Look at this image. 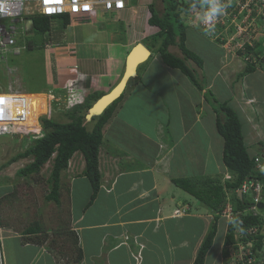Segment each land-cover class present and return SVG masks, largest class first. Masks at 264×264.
I'll use <instances>...</instances> for the list:
<instances>
[{"label": "crops", "instance_id": "0c3cea01", "mask_svg": "<svg viewBox=\"0 0 264 264\" xmlns=\"http://www.w3.org/2000/svg\"><path fill=\"white\" fill-rule=\"evenodd\" d=\"M127 8L132 11L129 16L133 23L136 22L142 28L137 34L123 30L120 34L121 28L117 26L110 29L105 25L100 26L101 29H99L98 23L102 24L105 18L104 13L100 14L101 12L86 18L67 16V22H64L63 18L58 19L60 20L58 26L56 23L50 25L49 30L43 33V35L46 33L48 38L44 45L45 50L52 53V58L66 65L61 68V71L55 68V65L49 66L47 82L54 86L52 87L55 91V94H50V101L54 102L55 97L60 96V92L64 94L63 86L68 81H72V86L76 88L75 95H78L76 97L79 100H83L87 94L93 92L103 95L116 85L124 72L125 60L130 49L137 42L144 44V38L151 34V32L146 34L144 32L145 17L143 16L146 6L140 3L130 5L128 0ZM120 11L123 17L128 16L124 9ZM88 19H93L94 22L90 27L91 34L87 37L78 36L80 33L76 26H73V21L79 20L84 23V20ZM95 23L97 24L94 25ZM19 26L21 28L18 37L20 36L21 39L24 35L22 40L31 47L32 43L27 41V37L33 35L29 17L19 23ZM69 27H72L70 35L67 33ZM62 29L65 33L63 31L61 33ZM198 35L204 37L200 33H195L194 28H188L186 46L190 36L200 38V42L204 44L209 41L202 40ZM78 45L90 48V54H78V50L74 49ZM65 48L68 52H65ZM203 53L205 56L198 55L202 59V70L199 71L201 74L205 73L206 85L209 86L213 83V79L217 78L223 81L222 76L227 77L224 72L226 68L229 66L233 68L235 64L231 63L224 52L217 51L213 52L212 59L215 60L211 66L207 64L209 61L207 52L203 50ZM177 70L165 65L158 54L150 50L147 59L137 66L136 75L127 80L121 93L122 98L102 128V142L98 149L100 186L90 204L87 203L92 188L89 180L81 174L84 166L82 155L76 151L71 156L70 159H74V162L72 168H70L71 165L69 166L71 175H68L67 229L76 234L77 246L82 252L81 259L66 262L62 258L56 261L45 242L41 245L31 242L22 243L19 234L7 232L3 235L1 250L2 259L5 254L4 264L192 263L206 233L205 227L212 216L210 209L203 202L173 182V179L180 178L176 176L178 173H173L174 168L180 169L176 164L181 154L178 148L179 143L193 124L201 123L196 111V115L192 116L193 121L184 124L186 121H183L185 117L181 108L183 103L178 96L184 94L187 97V99L184 98L185 105H188L191 110L196 107L192 108L194 100L199 101L201 98H199L198 90L184 74L187 82L183 83L179 80ZM163 82L172 85V93L175 94V98H178L175 105L179 110L177 117L179 116L181 121H178V124L177 121L175 123L177 128L183 129L179 135L176 132L166 135L167 129L165 131L164 126L167 121H161L157 113L154 116L149 113L152 109L143 107V104L146 106L150 104V107L154 106L155 109L161 107L162 111L165 110L167 101L165 102L166 98L161 89ZM190 87L196 90L195 95L191 89L188 91ZM39 89L44 90V88ZM19 90L25 94L38 93L37 90L27 91L23 88ZM27 98L30 99V97H26L29 109H39L41 104L30 105L31 102ZM147 121H152L151 130L148 129ZM120 132L127 137V144L123 139L122 147L118 146V141L122 138ZM168 132H170L169 129ZM192 143L197 145L194 139ZM210 144L209 141L208 149ZM189 149H193V146L190 145ZM221 220L223 222L225 219L219 217L217 221V229L220 228L222 232L218 257L207 259V251L203 264H228L221 253L226 232V221L223 222V229Z\"/></svg>", "mask_w": 264, "mask_h": 264}, {"label": "rangeland", "instance_id": "374dc122", "mask_svg": "<svg viewBox=\"0 0 264 264\" xmlns=\"http://www.w3.org/2000/svg\"><path fill=\"white\" fill-rule=\"evenodd\" d=\"M152 1L155 8L161 12V0H129L130 5L140 3L146 6V9L144 10L145 14L143 16L145 17V21L143 22L145 34L150 32L152 34V32L154 33L157 31L156 26L150 25L147 22V18L150 15L147 6ZM168 1L169 0H165V3L168 4ZM178 1L179 0L176 2ZM184 1L189 2V0ZM126 8L127 6L124 8L126 14L128 15L127 17L122 16V11L101 12L100 14L104 13L105 18L102 24L98 23V28L101 29L100 26L103 27L106 25L107 28L112 29L113 26H117V28H121V31H119L120 34L122 30L131 34H137L142 28L136 22L133 23L131 16H129L132 11ZM176 9L181 15H183L182 21L186 27V30H188V28H194L195 33H200L204 36L202 37L198 35V37H201L202 40H209L204 44L200 42V38L197 39L190 36L187 44V47L190 50L194 51V53L197 55H204L205 53H203V50L206 51L208 54L207 60H209L207 61V64L211 66L214 64L215 60L212 59L213 52L217 51L224 52L226 57H229L231 63L235 64L233 68L231 66L226 68V71L224 72L227 74V77L223 78L222 76L223 81L221 78H217L213 79V83L210 84L209 82V86L206 85L205 89H210L211 95L209 94L203 96V91H197L201 100H194V103L192 104V108L196 106L194 110H191L188 105H185L184 98L187 99V97L184 94H179L180 96H178L181 99V103H183L181 108H183V114L185 117L183 121H186L184 124L188 123L189 121H193L192 116L196 115V111L199 116L198 120L201 123L197 125L196 123L193 124V126L188 130L189 132L184 135L183 140L179 143L178 148L179 153L181 154L179 155V158H177L176 164L180 169L176 170V168H174L175 171L173 173H178L176 174L177 177L185 178L192 186L195 185L198 187V184H201L199 180L202 181L204 178L216 177V179L223 181L227 175L222 163V138L215 129V116L217 114L216 111L221 112L218 110V103L226 102L227 105L233 107V109L237 112L239 120L242 121L243 135L246 132L245 141L246 143H249V146H251L248 149L249 153L251 155L257 152H260V154L264 153V21L258 20L262 27L258 30V33L253 40L255 42V47L257 48L249 52V54L252 56L259 57L260 62L258 63L256 60L255 70L252 73L237 77L236 74L243 69L245 63L248 61L244 59L247 54L240 55V53L237 52L240 49L236 50L237 45H235L236 37L234 36V31L231 29V31H226V33L218 34L216 36L215 31L214 33H211L198 24H191L189 26L190 23L194 22V18L189 14V10L183 8L182 6L179 8L178 5ZM63 17L64 15L51 17L50 25L56 23V26H58L60 24V20L58 19H62ZM84 21V23L80 22L79 20L73 21V26H76V28L79 30L80 34H78V36L81 37H87L89 34H91L90 27H92L94 23L93 19ZM96 24L97 23L94 25ZM71 30L72 27H69L67 30L68 35L71 34ZM221 30V28H218L217 32ZM32 31L33 35L27 37V41L32 43L31 47H28L27 43H24L22 40L24 35L21 37V39L19 36L17 38V42L20 45L25 46L24 49H22L20 53L16 55L8 54L5 60L0 59V90H5L9 85H12L13 87L20 86L19 88H23L27 91L37 90L38 93L24 94L21 92L8 95L0 94V111L5 113L25 112L26 119L23 118L21 121H25L29 126L36 124L35 128L37 126V121L39 125V117L41 116L50 117L60 122H67L68 118L66 116V111L68 109L64 107V102L67 96L73 97L75 100L79 99L76 97L78 95H75L76 88L72 86L71 90H69L68 87H66L69 81L65 82L63 86L64 94L60 92V96H56L54 102L53 100H49L51 97L50 94H55L53 88L54 86L47 82V79H49V75H47L49 74V66L51 65L53 67V65H55V68L61 71V68H64L66 65H63L60 63V61L52 58V53L45 50L44 45L48 41V38L45 35L46 33L43 35L35 32L33 29ZM62 31L65 33L64 29L61 30V33ZM176 31H178V29H176ZM62 37L64 38V36ZM59 38L61 39V37ZM216 39H219V41L217 42ZM74 49L75 51L78 50V54L80 55L90 54L91 52V49L87 48L86 46L78 45ZM169 49L173 53H179V50L176 47L172 46ZM64 50L65 52H68V49L65 48ZM212 50L214 51L212 52ZM258 54H260V56H258ZM226 57L225 59H227ZM254 61H251V63ZM192 65L198 69L194 64ZM203 74V80L205 84H207L205 73ZM177 75L179 76V80H181V82H187V78L178 70ZM161 87L164 93L163 96L166 98L165 102L167 101L166 105L164 106L165 110L162 111L161 107H159V109H155L154 106L150 107V104L147 106L143 104V107L152 109L149 113L153 114V116L157 113L161 121H167L166 125L164 126L165 131L167 129L165 132L166 135H172V133L175 132L177 135H179L183 129L181 130L180 127L177 128L178 121H181L180 117H177L179 110L175 105V103L178 102V98H175V94L172 93V85H170L168 82H163ZM39 88H44V90H40ZM190 89L193 92V95H195L196 90L190 87L188 88V91H190ZM26 97H30V99L27 98V100H30L31 102L30 105L38 106L41 104L39 105V109H29L27 107L26 101L24 104ZM211 97L215 99V102L211 100ZM147 103H149V101ZM175 121H177V124ZM257 121L260 123L258 126L260 129H258L256 125ZM147 122L149 124L148 129L151 130L150 124L152 121ZM84 123L88 129L92 125V121L89 119V117H85ZM254 127L257 128L258 131H255L253 129ZM35 128H31L32 131ZM168 129L171 133L168 132ZM37 135L39 136V134H35L34 132L30 134L18 132L13 135L5 134L0 136V225L2 228V235H5L7 232H14L22 237L21 235H23L24 229L29 224L38 222L41 225V228L46 231L48 235V239L45 242L46 247H52L55 249L62 238L66 237L65 229H67L69 220L67 202L68 175L70 174L69 166L71 165L70 168L73 167L72 164L74 159L68 160L69 163L67 168L61 172L59 202H55L53 200L48 201L45 196L48 194L50 189L49 173L51 170L52 159L48 160L44 165H42L39 173L31 174L26 177L18 176L16 172L18 169L29 163L31 161V157H20L9 162L12 157L27 149L29 145H31V141L34 139L33 137ZM120 137L122 138H120L118 141L120 144H118V146L122 147L121 145H124V141L126 143L127 137L126 135H122V133L120 134ZM193 139L197 141V145H194L196 143H192ZM209 141L211 144L208 149L207 143ZM259 141L263 142V145H260ZM190 145L193 146V149H189ZM226 193H228V196L231 197L232 193L230 191H226ZM244 195L245 199L249 200L251 199L252 193L248 191ZM262 212H264V205ZM210 215L212 216V213H210ZM223 222L225 223L224 220ZM223 222L221 220L220 224L224 229ZM209 224L210 221L205 227V232L208 231ZM217 230L218 231L215 234L212 246L207 253V259L209 258V260L218 257V246L222 242V232L220 228ZM54 236L57 240L56 245L50 242V239ZM56 249L58 250V248ZM4 258L2 259L3 264Z\"/></svg>", "mask_w": 264, "mask_h": 264}, {"label": "trees", "instance_id": "16d2710c", "mask_svg": "<svg viewBox=\"0 0 264 264\" xmlns=\"http://www.w3.org/2000/svg\"><path fill=\"white\" fill-rule=\"evenodd\" d=\"M176 1L169 0L168 4H166L165 0H161V12L155 8L153 1L147 6L150 12L147 22L150 25L156 26L157 31L146 36L144 38L146 44H144L149 50L158 54L165 65L176 68L184 74L198 91L203 90V96L209 95L210 89H205L204 77L199 71L202 70V59L186 46V27L182 21L183 15L176 9L178 5L179 8L182 6L190 10L191 3L195 2L198 5L199 0H189V2H185L184 0ZM29 19L32 29L37 33L43 34L50 28L51 17L33 15ZM67 19V15H64V22H67ZM216 40L217 42L219 41V39ZM172 46L179 50L178 54L170 51L169 48ZM256 48H250L246 44L244 51L238 50L237 52L240 55H246ZM257 58L256 60L259 63L260 59L259 57ZM256 60L253 63L246 62L243 69L236 76L241 77L252 73L255 70ZM192 64L198 69L193 67ZM101 95V93L97 92L87 94L81 103L72 105L73 107L66 111L67 122L56 121L46 116L39 117L42 136L34 138L27 149L10 159L9 162L20 157H31V161L16 172L18 176L23 177L39 173L42 165L52 159L49 173L50 189L45 196L48 201L59 202L61 172L67 168L68 160L76 151L81 153L84 161L81 174L89 180L92 188V193L87 204H90L95 198L100 186L98 149L102 142V128L122 98V94H120L101 113L92 115L89 118L92 121V126L88 129L84 123L85 115ZM211 100L215 102L213 97H211ZM217 105L218 110L221 112L216 111L215 127L218 134L222 137V163L228 177L224 178L223 181L216 179V177L204 178L202 181L199 180L201 184H198V187L192 186L185 178L173 179L174 184L203 202L212 213L208 231L202 238L191 264H203L205 254L210 248L216 234L217 221L225 202H230L232 208L235 210L244 208L249 203V200L245 199L244 193H241V197L237 194V189L240 188L242 182L245 179H253L254 177L264 180V169L256 168L255 155H251L248 151L251 146L244 140L242 121L239 120L237 112L233 107L227 105L226 102H221ZM259 142L260 145H263V142ZM260 165L264 166V160L260 161ZM226 191L232 193L231 197L228 196ZM262 209L263 207L261 208V215L246 214L240 217L241 223H239V227L241 230L244 231L248 226H257L261 229L243 238L245 242L251 241L253 250L259 249L264 243V212H262ZM234 227V224L227 223L223 238L221 253L226 263L229 261V246L235 243L233 235ZM65 230L66 237H63L58 243L56 247L58 250L52 247H48V249L54 255L56 261L62 258L66 262L79 261L82 257V252L77 246L76 234L68 229ZM21 236L22 243L31 242L38 245L43 244L48 239L47 232L41 228L38 222L29 224ZM56 241L55 236L50 239V242L54 245H56Z\"/></svg>", "mask_w": 264, "mask_h": 264}, {"label": "built area", "instance_id": "2783aa9c", "mask_svg": "<svg viewBox=\"0 0 264 264\" xmlns=\"http://www.w3.org/2000/svg\"><path fill=\"white\" fill-rule=\"evenodd\" d=\"M128 0H0V59L6 58L8 54H18L25 46L17 42L18 32L20 30L19 23H22L26 17L33 15L42 16H58L67 15L71 17H91L100 12L106 11H120L127 6ZM230 3L225 12L214 21L215 35L226 33V31H234L235 45L237 49L245 50L247 44L250 48L255 47L253 41L258 30L262 25L258 20L264 21V0H225ZM195 2H192L193 4ZM199 9V4H198ZM189 14L193 18L195 13L192 6ZM190 17V18H191ZM189 18V19H190ZM198 24V23H190ZM207 30L203 24H198ZM218 28L222 30L218 31ZM208 31V30H207ZM211 31V33H214ZM264 36V35H263ZM234 38V37H233ZM251 52V51H250ZM257 57L248 54L245 60L248 62L256 60ZM69 90L72 87V81L66 85ZM21 93L18 87L9 85L4 91H0L1 95ZM25 94V93H24ZM24 100V104H25ZM81 100H75L73 97L65 99L64 107L69 109L73 104L80 103ZM26 119V113H5L0 111V136L9 134L13 135L18 132L35 133L41 136V131H32L28 123L23 120ZM39 132V133H37ZM34 136L33 138H36ZM256 168L264 169L260 165L259 158L255 157ZM228 175H226V178ZM240 190L242 193L250 191L252 193L249 203L240 209H233L230 202L226 201L221 210L220 217L225 219L226 223L236 221L234 224V241L235 243L229 246L228 249V264H264V243L259 249L252 248L251 241L245 242L243 238L246 235L260 231L257 226H248L244 231L240 229L241 216L246 214L261 215V208L258 207L260 203L264 204V180L254 177L253 179H245ZM2 228H0V264H2L1 250L3 245ZM242 238V239H241Z\"/></svg>", "mask_w": 264, "mask_h": 264}, {"label": "water", "instance_id": "95a60500", "mask_svg": "<svg viewBox=\"0 0 264 264\" xmlns=\"http://www.w3.org/2000/svg\"><path fill=\"white\" fill-rule=\"evenodd\" d=\"M150 50L141 42H137L132 49L129 51L126 60L124 72L121 75L119 81L114 87L107 93L101 95L88 109L85 117H91L94 114H99L103 109L109 105L114 99H116L123 91L126 82L129 78L136 75L137 66L144 62L149 56ZM101 102V103H100ZM237 194L241 197V190H237ZM259 208H262V203L258 205Z\"/></svg>", "mask_w": 264, "mask_h": 264}, {"label": "clouds", "instance_id": "9594fccd", "mask_svg": "<svg viewBox=\"0 0 264 264\" xmlns=\"http://www.w3.org/2000/svg\"><path fill=\"white\" fill-rule=\"evenodd\" d=\"M228 7H230V3H226L225 0H199V9H198L197 3L192 4V10L195 13L194 22L198 23V24L205 25L209 32L214 31V21L220 15H222ZM259 124H260L259 121H257V124H256L257 127L259 126ZM37 126H38L37 131H41V134H42V128H41L40 123L38 125V121H37ZM253 129L255 131H258V129H260V128L258 127V129H257L254 127ZM245 134H246V132H245ZM245 134H244V140H246ZM41 136H38V137H41ZM253 155H255L254 160H255V157L259 158V162L264 160V153L260 154V152H257V153H254ZM238 189H240V188H238ZM262 207H263V204H262ZM230 222L235 223L236 221H230ZM226 225H227V223H226ZM0 228H1V226H0Z\"/></svg>", "mask_w": 264, "mask_h": 264}, {"label": "bare ground", "instance_id": "6f19581e", "mask_svg": "<svg viewBox=\"0 0 264 264\" xmlns=\"http://www.w3.org/2000/svg\"><path fill=\"white\" fill-rule=\"evenodd\" d=\"M100 103H101V102H100ZM35 125H36V124H34L33 126H29V128H30V129H31V128H35ZM37 129H38V128H37V126H36V128H35L33 131H37ZM31 130H32V129H31Z\"/></svg>", "mask_w": 264, "mask_h": 264}]
</instances>
